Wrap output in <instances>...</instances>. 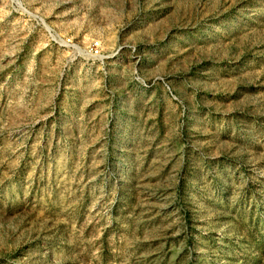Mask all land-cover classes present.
<instances>
[{"label": "rangeland", "instance_id": "1", "mask_svg": "<svg viewBox=\"0 0 264 264\" xmlns=\"http://www.w3.org/2000/svg\"><path fill=\"white\" fill-rule=\"evenodd\" d=\"M0 264H264V0H0Z\"/></svg>", "mask_w": 264, "mask_h": 264}]
</instances>
